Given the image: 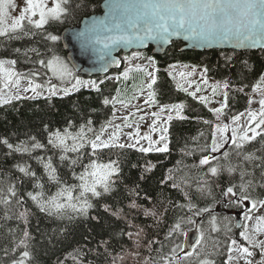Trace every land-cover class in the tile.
Returning a JSON list of instances; mask_svg holds the SVG:
<instances>
[{
	"label": "trees",
	"instance_id": "1",
	"mask_svg": "<svg viewBox=\"0 0 264 264\" xmlns=\"http://www.w3.org/2000/svg\"><path fill=\"white\" fill-rule=\"evenodd\" d=\"M104 1L68 0L67 14L44 29L0 38V60L16 61L21 82L31 79L42 83L45 89L49 80L59 84L39 61L66 57L60 40L62 31L79 25L85 17L99 14ZM50 36L58 39L53 41ZM182 48L181 43H174L163 56H151L161 70L155 85L158 102L184 104L186 110L184 119L170 124V148L166 153L113 147L97 149L93 156L86 139V146L79 153L66 154L70 159L79 155L80 163L60 161L61 150L48 143L49 137L56 131L76 134L84 127L87 138H94V132L99 133L102 126L107 130L116 108L103 101H113L117 96L120 85L115 81L99 83V92L81 87L67 96L61 92L0 104V264H14L24 251L30 254L25 264H230L231 240L238 238L235 214L241 209L228 204L221 192L232 184L239 185L244 170L243 182L252 181L253 194L264 193V188L259 187L264 184V134L241 147L230 141L222 153L211 152L216 115L182 91L167 70L176 64L207 69V78L227 85L228 104L223 113L233 119L245 114L249 95L264 75V51L184 52ZM73 74L87 81L74 71ZM4 89L0 79L2 97L7 95ZM89 127L94 132L88 131ZM5 140L14 147L24 145L30 152L9 149ZM35 143L44 147L34 148ZM249 155L253 159L245 160ZM205 156L217 159L201 165L199 161ZM37 157H51L62 182L69 185L80 183L73 172L78 175L91 160L115 162L119 171L110 178L114 183L109 192L98 187L99 197L88 194L92 207L86 215L70 209L48 214L28 196L29 192L41 191L36 187V178L24 175L18 167L28 166L42 178L39 183L44 185V199L55 195L59 186L48 180ZM217 165L220 170L213 176L208 170ZM229 167L235 171L229 172ZM10 186L15 187L14 197L8 193ZM73 195L78 196L79 190ZM5 198L10 203L5 204ZM189 205L193 206L191 211ZM205 208L210 210L202 211ZM177 223L180 228L173 231ZM197 223L198 246L186 251L187 235ZM22 240L27 248L21 245Z\"/></svg>",
	"mask_w": 264,
	"mask_h": 264
},
{
	"label": "snow or ice",
	"instance_id": "2",
	"mask_svg": "<svg viewBox=\"0 0 264 264\" xmlns=\"http://www.w3.org/2000/svg\"><path fill=\"white\" fill-rule=\"evenodd\" d=\"M67 3L68 0H54V6L49 7L48 0H23V6L19 7L18 14L12 15V11L18 8L16 0H0V36H9L10 33L15 34L17 32L25 34L26 24L40 29L50 20H60L67 14L68 9L64 7ZM106 8L105 16L99 19L93 18L90 25L86 26L84 31L77 34V38L82 41L84 47H93L94 50H97L95 49L96 45H102V48L98 49L100 58L102 60L109 58V62L118 63L114 58H111V53L119 46L141 47L145 46L149 41L168 44L173 37H183L185 40L192 41L195 46L232 44L235 47L264 48V0H108ZM49 39L55 41L58 37L50 36ZM134 58H142L141 53L137 52L133 57L126 59L131 60ZM147 59L149 63H154L151 57ZM6 63L14 66L16 61L0 60V75L6 81L4 87L7 88L9 85L18 86V77L21 74L6 69ZM39 63L41 66L47 68L54 77L59 79L62 85L67 81L71 83V87L57 86L51 84L49 80V86L45 89L43 84L34 83L30 79L29 87L25 88L24 91H31L35 96H43L44 91H47L49 97L56 96L61 92L67 96L73 91H78L82 86H90L96 89V91H100L99 84L96 81H86L75 77L72 69L58 56H54L48 61L40 60ZM136 67L138 69L141 68V66ZM128 71L130 70L124 72L125 78L128 77ZM206 71L207 69H205ZM33 75L37 74L33 73ZM147 75L150 77V82L146 87L151 90L157 82L156 77L153 72H148ZM14 77H17V79L14 80ZM204 82L207 83L206 80ZM261 84H264V77H261V82L255 85V90H259ZM37 89H42V91L38 92ZM184 90L187 91V89ZM197 90L199 91V88ZM215 91L216 88L214 87L213 92L215 93ZM189 94L195 96L194 92ZM155 95V91H149L148 99L145 102L155 104ZM224 96L223 105L220 108L212 110L217 119L220 118L224 108L227 106V93ZM19 98V96H11L8 99H4L0 96V104L9 103L11 99ZM200 99L206 101L207 97H201ZM110 102L113 104L116 102L123 103L119 101L118 97L113 101H109L108 99H104L103 101L105 105ZM259 104V112L250 111L248 113L250 121L248 130H245L242 134L238 135V129L233 127L231 129V137L229 138L227 136L229 126L227 124H223L222 126L217 125L215 132L221 135L219 141L216 138L212 140L211 152H218L224 144L229 142V139H231L233 145L241 147L244 141H250L259 135L260 133L251 128V123H256L257 120V128L264 125V98L259 101ZM183 108V104L165 105L160 108V111H175L180 119H184L185 117L180 115ZM152 115L156 117V120H159L160 117L157 113H152ZM172 118L171 115L167 117L168 121H171ZM240 118V115L233 117V123L238 122ZM124 119L127 121L128 118L125 117ZM108 123L111 124V121ZM126 126L131 127V124H127ZM114 127L115 130L108 140L102 139V135L106 131V127L104 126L101 127L99 133H95L91 127L87 129L94 132V138H87L85 128L81 127L80 131L76 134L67 130L63 134L60 131H56L49 137L48 143L54 148L61 150L60 161L62 163L68 161L69 165L80 163L81 157L77 155L74 159H70L66 154L69 152L79 153L80 149L86 146V139L87 145L92 149L93 156H95L97 149L108 148L114 145L119 148L126 146L135 147V145L140 143V139L147 140L149 145L147 148L141 146L138 149L140 152L147 153L154 150L157 152L168 151L167 143H164L163 147L154 148V144L159 143V141H153L150 135L140 137L138 127L135 136L129 134V139L134 140L133 144L125 145L118 143L121 126L115 125ZM152 130H156L155 121ZM167 130V127L161 128L160 141L167 140L164 134ZM249 130L252 131V136H249ZM238 139L241 143H237ZM69 140L72 141L71 144L68 143ZM3 143L9 149H13L16 152H30V149L24 145L14 147L7 140L3 141ZM33 147L43 148L44 146L40 143H35ZM227 155V153L224 154L225 158H227ZM216 159L214 156H205L199 163L201 165H208ZM251 159H253L251 155L245 156V160ZM37 160L43 165L48 180L59 186L55 195L49 196L47 199H44V185L39 183L42 178L37 177L36 173L31 171L28 166L18 167L19 171L24 173V175L36 178V187L40 188L41 191L37 194L29 192L28 196L41 211L48 214H59L70 209L73 212L86 215L88 209L92 207L91 203H89L88 194L90 193L93 197H99L101 192L97 190L98 187L102 188L103 192H109L111 184L114 183L110 178L119 171L114 166L115 162L109 161L103 163L91 160L89 164L84 165V170L81 173L76 175L73 172L74 178L79 180L80 183L78 185H69L66 182H62L51 157L47 159L45 157H37ZM219 170L220 166L217 165L210 167L208 171L215 176ZM228 171L233 172L235 169L229 167ZM245 175L246 172L241 170L240 176L242 182L239 185L232 184L228 186L221 192V195L227 198L228 204L235 205L243 211L245 221L252 222L251 230L248 224L242 226L243 231L240 232V237L248 245L260 248L261 255L264 256V240L257 239L258 236L264 235V214L255 215L261 208H264V193L254 195L255 186L252 181L243 182ZM62 183L64 186H60ZM259 187L264 188V184L259 185ZM77 190H79V195L74 196L73 193ZM8 193L13 197L17 195L14 186L8 188ZM3 202L5 204L10 203L7 198ZM245 202H248L250 207H247ZM132 206L136 207L135 204ZM192 207V205H189L190 211ZM209 210L208 208L202 209L205 212ZM150 214L155 215V213ZM196 214L199 213L197 212ZM21 215L23 216L24 213H21ZM189 222L192 221L189 220ZM214 222L215 217H213ZM179 228L180 224L177 223L173 231ZM24 235L25 238L28 237L27 232ZM20 243L27 248V244L23 240ZM231 245L233 247L230 249L229 262L233 259L231 251H236L240 254L236 259L243 258L245 264H253L248 259V257L254 255L249 247L238 243L235 239L231 240ZM177 247L181 246L177 245ZM172 251L175 252L176 248H173ZM29 255L28 251H24L22 257L14 262V264H25V258L29 257ZM261 264H264V261H261Z\"/></svg>",
	"mask_w": 264,
	"mask_h": 264
},
{
	"label": "rangeland",
	"instance_id": "3",
	"mask_svg": "<svg viewBox=\"0 0 264 264\" xmlns=\"http://www.w3.org/2000/svg\"><path fill=\"white\" fill-rule=\"evenodd\" d=\"M16 4H17L18 8L16 10L12 11V13H11L12 15L18 14L19 7L23 6V0H16ZM48 6L49 7L54 6V0H48ZM64 7H66V4L64 5ZM36 19H38V17H36ZM52 21H54V20H50L46 25H44L43 28H45ZM43 28H40V29H43ZM25 29L26 30H32V29L40 30V29H36L34 27H31L27 24L25 25ZM11 34L12 33H10L9 35H11ZM2 37H7V36H0V38H2ZM135 53H137V52H134L128 56H123L124 68H123V71L121 73H119V74L115 73L110 78H108V79L105 78L102 80L103 82L109 81V80L115 81V82L118 81V84L120 86L118 87L117 96L113 100H116L118 97L119 101L123 102V103L116 102L114 104V106L116 108L115 116L111 120V124H109L107 130L103 133L102 139L108 140L109 136L115 130L114 126L120 125L121 131L119 134L120 138H119L118 143H123L125 145L133 144L134 140L129 139V134H132L133 136H135V133H136V130L138 127L140 137H144L145 135L151 136V132L153 133L152 140L153 141H159V143L154 144V148L163 147L164 143H167L168 150H169V148H170L169 127H170L171 121L174 118H177L178 116H177L175 111H169V110H166L164 112L160 111V108L162 106L173 105V104H160L158 102L156 88H155L156 84L153 85L151 90L147 89V87H146V85L150 82V77L147 75L148 72H153L155 77H156V81H157V73L153 69L154 68L153 64L149 63V60L147 59L148 57H151V55L146 53V52H139V53H141L142 58H134L131 60L126 59V58L133 57ZM60 58H61V60H63L68 65L69 68H71V66L68 64L66 57H60ZM3 60L9 61L12 59H3ZM152 60H153V58H152ZM178 65H180V64H176L174 66H178ZM136 66H141V68L138 69ZM5 68L10 69L12 71H15L17 73V69H16L15 65L13 66V65H9L6 63ZM193 68L188 67V69H184L180 72L177 71L178 74L177 73H171V75L173 78L178 79V81H179L178 87L182 91L186 92L188 95H190L189 93L194 92L195 96L191 95L194 98V100L199 102V103L206 105L207 108L211 112H213L212 111L213 109L220 108L223 105L224 99H225L224 94L228 92V89H227V87H225L224 83L219 82V81H215V80L213 81V80L207 78L206 72L203 68H197V67H193ZM131 69H133V70H131ZM126 70H130V71H128V77L127 78H125V76H124V72ZM72 72H73V69H72ZM49 73H50L51 77H53L57 81V83H59V84H57V86L63 87V86H68L71 84V83L66 81L62 85L61 81L59 79L54 77L50 71H49ZM262 77H264V75ZM0 79L5 84L6 81L4 80L2 75H0ZM13 79L15 80L16 77H14ZM205 80L207 81V83L204 82ZM91 81H93V80H91ZM47 82H49V81H47ZM260 82H261V79L259 80L258 83H260ZM216 86H218V87H216ZM27 87H29V80L22 81V82H21V80H19L18 86L9 85L7 88L4 89V93H7V95L3 98L7 99L8 97H11V95L15 96L13 94V91H16L19 94H24V96H26L27 98L28 97L29 98L36 97L35 94L32 93L31 91H24V89ZM214 87L216 88L215 93L213 92ZM197 88H199V91L197 90ZM184 89H187V91H185ZM38 90L39 89H37V91ZM149 91H155V93H156V95H155L156 103L155 104H149V103L145 102L148 99ZM253 93L254 94H252V95L254 97L253 98L249 97L250 100L248 102L247 110H246L245 114L243 116H241V118L238 122H236L234 124L233 119L228 118L227 116H225L224 113H222L220 115L219 119H217V117L215 116V119L213 120L214 130H215L217 125L222 126L223 124H227L229 126V132L227 133V136L229 138L231 137V129L233 127H236L238 129V135L242 134L245 130H248V125L250 123L248 113L250 111L259 112V109H260L259 101L262 98H264V84H261V87L259 90H255V87H254ZM44 95H48L47 91H44ZM201 97H207V100L203 101L200 99ZM227 104H228V99H227ZM140 107H145V109H141ZM148 107H150L151 109H155L157 111L156 112L157 114L159 112V114H158L160 117L159 120H156L155 116L149 115ZM119 110L128 111V112H120ZM131 110H133V111L130 112ZM169 115H171L173 117L171 121H168V119H167V117ZM180 115H182L183 117H186L185 105H184V108L181 111ZM125 117L128 118L127 121H125V119H124ZM141 117H143V119H141ZM154 121H155V129H156L155 131L152 130ZM256 123H258V120ZM256 123H251V128L255 129V131L257 133H260V134L264 133V125H261L259 128H257ZM127 124H131V127L126 126ZM162 127H167V129H168L167 132L164 133L167 137L166 141H160V139H159L160 135H161V128ZM248 134H249V136H252L253 133H252V131L249 130ZM220 135L221 134L215 132L214 138H216L219 141ZM256 137L257 136H255V138ZM254 139H252V140H254ZM252 140H250V141H252ZM230 141H231V139H229V142ZM250 141H244L242 145H245L246 143H248ZM237 143H241L239 141V139L237 140ZM227 144H224L223 147L220 148L218 153H220V152L222 153L228 147ZM141 146L147 148L149 146L148 141L145 139H140L139 144L135 145V147H129V148H133V149L138 150ZM113 147H117V146L114 145V146L108 147V148H113ZM101 149H104V148H101ZM152 152H157V151L154 150ZM147 153H151V152H147ZM246 206L250 207V205H246ZM241 213H242L241 216L243 219V225L248 224L249 229L251 230L252 222L245 221L243 211H241ZM260 214H264V208H261L259 210V212L255 213V215H260ZM191 231H193V230H191ZM241 231H243V229ZM257 239L258 240H264V235L258 236ZM236 240L238 241V243H242L244 246L249 247L250 251H252L254 253V255L251 257H248V259H250L253 262V264H256L257 254L259 255V253L261 251L260 248L252 247V246L248 245L247 242L242 240V238L240 237V233H239L238 238ZM239 255L240 254L237 253L236 251H231V256L233 257V259L231 260L230 264H245V261L243 258L236 259L237 257H239Z\"/></svg>",
	"mask_w": 264,
	"mask_h": 264
},
{
	"label": "water",
	"instance_id": "4",
	"mask_svg": "<svg viewBox=\"0 0 264 264\" xmlns=\"http://www.w3.org/2000/svg\"><path fill=\"white\" fill-rule=\"evenodd\" d=\"M108 0L102 3V9L99 14H94L85 17L79 25L74 27H67L61 33V44L67 54V60L73 69L81 76L86 78H95L109 75L111 72L121 71L124 63L121 60L122 54H131L133 52H144L151 50L153 56H163L172 47L174 43H181L183 51L193 52H211V51H234V52H260L264 48H246L235 47L232 44H214L208 46H195L192 41L185 40L183 37H173L168 44L156 43L149 41L145 46H119L111 53V58H114L118 63L109 62V58L102 60L98 49L102 45L93 47H84L82 41L77 38V34L84 31L86 26L90 25L93 18L99 19L105 16ZM106 66V67H105ZM243 226V219L241 214L236 215L235 231L240 232ZM200 237L198 229L193 230L187 236L186 248H193L196 246Z\"/></svg>",
	"mask_w": 264,
	"mask_h": 264
}]
</instances>
